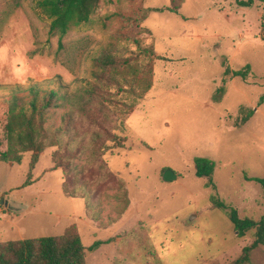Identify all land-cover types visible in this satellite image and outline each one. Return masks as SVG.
Returning <instances> with one entry per match:
<instances>
[{
	"label": "rangeland",
	"instance_id": "1",
	"mask_svg": "<svg viewBox=\"0 0 264 264\" xmlns=\"http://www.w3.org/2000/svg\"><path fill=\"white\" fill-rule=\"evenodd\" d=\"M38 1L0 0V152L6 150L9 88L58 77L76 95L92 80V58L110 46L123 48L141 71L150 70L152 87L142 100L127 101L134 108L123 122L125 146L103 158L125 183L127 210L119 215L116 190H105L106 184L96 188L100 196L93 195L89 211L85 199L66 197L62 172L53 170L54 147L40 154L32 185L21 189L29 172L27 153L19 165L0 163V244L56 237L74 228L85 248L97 240L108 243L86 251V264H230L252 242L253 231L238 239L226 214L209 199L216 195L240 218L264 216L261 187L245 179L264 178V6L239 8L234 0H100L89 22L63 38L57 56L58 37L49 32L50 20L36 8ZM171 5L178 15L153 13L135 22L141 9ZM133 39L152 47L153 56H145ZM245 66L251 71L247 81L227 78L217 92L226 67L235 72ZM241 108L251 111V118L235 128ZM67 110L52 112L50 132ZM197 157L215 163V191L195 177ZM75 164L81 169L85 161ZM163 171L177 179L164 182ZM10 204L19 212L10 211ZM251 264H264V247L252 252Z\"/></svg>",
	"mask_w": 264,
	"mask_h": 264
},
{
	"label": "trees",
	"instance_id": "2",
	"mask_svg": "<svg viewBox=\"0 0 264 264\" xmlns=\"http://www.w3.org/2000/svg\"><path fill=\"white\" fill-rule=\"evenodd\" d=\"M180 4H182V0ZM239 8H251L256 3L264 6V0H234ZM173 4V0L170 1ZM100 5V0H39L36 8L50 20L49 32L58 37L57 56L64 49L63 38L74 28L87 24ZM169 12L178 15V7L147 8L136 12L135 22H144L151 14ZM261 29L264 32V14L261 17ZM264 41V37L262 38ZM147 57L153 56L152 47L142 48L140 41L133 39ZM123 48L110 46L92 58V80L84 89L74 95L67 92V86L60 78L28 88L12 87L7 101L6 123L3 134L6 150L0 152V163L19 165L23 155L31 153L29 172L21 189L32 185V171L38 163L40 154L46 148L54 147L52 156L53 170H61L62 189L66 197L85 199L89 211L100 196L96 188L107 185L105 190H116L114 198L120 204L119 215L129 206L125 183L119 175L112 173L104 156L107 152L123 149L126 137L123 122L133 112L134 105L127 104L142 100L151 89V71H142L131 62L130 57L122 54ZM162 60V59H160ZM251 75L250 67L245 66L232 72L226 67L221 79L223 90L226 79L240 78L247 81ZM55 88L43 89L42 85ZM63 92V93H61ZM263 101V98L260 99ZM68 108L60 118V125L53 132L46 127L50 115L58 109ZM246 110V112L244 111ZM241 117L234 121V127L240 128L251 118L252 112L240 109ZM245 113V114H244ZM239 114V115H240ZM85 161L79 169L75 162ZM195 177L206 179L205 188L216 187L212 180L215 163L209 159H193ZM164 172V171H163ZM262 189L264 196V178L251 179ZM95 187V189L93 188ZM212 208L223 211L232 224L238 239L253 231L252 242L243 247L240 255L230 264H251V254L264 247V216L258 221L240 218L233 207H228L216 195L210 196ZM106 241H95L85 248L74 228L67 229L56 237H43L28 240L8 241L0 244V264H86V251L96 252Z\"/></svg>",
	"mask_w": 264,
	"mask_h": 264
},
{
	"label": "water",
	"instance_id": "3",
	"mask_svg": "<svg viewBox=\"0 0 264 264\" xmlns=\"http://www.w3.org/2000/svg\"><path fill=\"white\" fill-rule=\"evenodd\" d=\"M176 179L177 178L173 175V173L171 171H165L163 173V181L166 183H169V182L174 181ZM8 209L12 212H19V209L13 207L11 204L9 205Z\"/></svg>",
	"mask_w": 264,
	"mask_h": 264
}]
</instances>
